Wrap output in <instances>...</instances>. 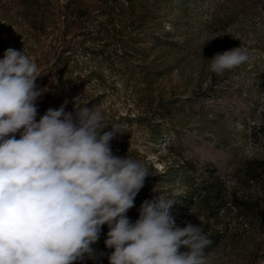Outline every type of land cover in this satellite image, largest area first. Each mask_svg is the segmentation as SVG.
I'll return each instance as SVG.
<instances>
[{
  "label": "rangeland",
  "instance_id": "374dc122",
  "mask_svg": "<svg viewBox=\"0 0 264 264\" xmlns=\"http://www.w3.org/2000/svg\"><path fill=\"white\" fill-rule=\"evenodd\" d=\"M238 47L247 62L209 71ZM8 48L38 65L37 121L83 96L122 130L113 155L149 174L130 221L171 200L211 264H264V0H0V59Z\"/></svg>",
  "mask_w": 264,
  "mask_h": 264
},
{
  "label": "clouds",
  "instance_id": "9594fccd",
  "mask_svg": "<svg viewBox=\"0 0 264 264\" xmlns=\"http://www.w3.org/2000/svg\"><path fill=\"white\" fill-rule=\"evenodd\" d=\"M248 59L240 47L216 53L209 71L222 75ZM37 73L23 49L8 48L0 59V264L96 260L104 225L109 264H209L212 240L200 226H176L174 201L145 200L130 221L148 169L113 155L110 141L122 130L104 132L89 100L77 97L73 112L49 108L37 121L45 91Z\"/></svg>",
  "mask_w": 264,
  "mask_h": 264
},
{
  "label": "trees",
  "instance_id": "16d2710c",
  "mask_svg": "<svg viewBox=\"0 0 264 264\" xmlns=\"http://www.w3.org/2000/svg\"><path fill=\"white\" fill-rule=\"evenodd\" d=\"M120 158H123L120 156ZM109 231L107 225L102 226V231H101V235H100V239L99 241L93 245V248L96 250V252L99 253H104V255L99 256L98 259L96 260H92V259H85L81 262H79V264H109L108 261V255H110L111 251H113L112 249H108L105 247L104 241L107 237V232ZM183 249V248H182ZM181 249V251H183ZM212 249V245H210L207 249H205V253L209 258V253L210 250ZM209 264H211V260L209 258Z\"/></svg>",
  "mask_w": 264,
  "mask_h": 264
}]
</instances>
